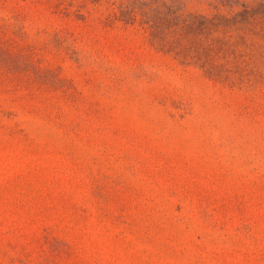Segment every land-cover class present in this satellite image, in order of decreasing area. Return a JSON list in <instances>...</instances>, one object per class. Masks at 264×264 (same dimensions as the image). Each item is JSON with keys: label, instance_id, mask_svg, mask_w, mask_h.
<instances>
[{"label": "rangeland", "instance_id": "rangeland-1", "mask_svg": "<svg viewBox=\"0 0 264 264\" xmlns=\"http://www.w3.org/2000/svg\"><path fill=\"white\" fill-rule=\"evenodd\" d=\"M114 1L0 0V264H264V0L226 79Z\"/></svg>", "mask_w": 264, "mask_h": 264}, {"label": "trees", "instance_id": "trees-1", "mask_svg": "<svg viewBox=\"0 0 264 264\" xmlns=\"http://www.w3.org/2000/svg\"><path fill=\"white\" fill-rule=\"evenodd\" d=\"M220 1V0H219ZM117 11L113 18L127 25L143 28L149 40L160 51L181 62L199 66L211 77L226 79L231 69L221 63L236 55L227 27L236 17L229 19L217 12L204 14L187 11L186 0H115ZM240 16L246 17L247 9Z\"/></svg>", "mask_w": 264, "mask_h": 264}]
</instances>
